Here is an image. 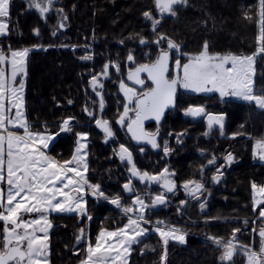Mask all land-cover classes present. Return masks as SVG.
Wrapping results in <instances>:
<instances>
[{
  "label": "snow or ice",
  "instance_id": "6c2138e0",
  "mask_svg": "<svg viewBox=\"0 0 264 264\" xmlns=\"http://www.w3.org/2000/svg\"><path fill=\"white\" fill-rule=\"evenodd\" d=\"M184 0H155V7L161 14L167 13L175 16V6L181 5ZM53 0H46L45 3L39 0H30V7L38 9L41 15L49 12ZM10 0H0V35L9 30ZM146 19L151 21L153 31L156 30L160 20L152 18L149 12H145ZM66 19V18H65ZM259 23L260 34L258 36V47L255 53L247 56L209 54L207 43L198 54L190 55L188 62L181 64L179 58L175 60L176 75L169 79V51L161 50L156 60L151 64H141L134 71H129L128 79L134 80L136 84L143 85L140 73L146 72L154 87L139 94L135 89L128 87L122 81L120 89L129 102H133L134 108L129 104L124 105L123 114L120 115L119 123L126 126L131 139L137 143L146 142L152 148H158L157 133H149L144 130L143 122L153 118L157 122L163 117L165 110L174 107L177 88H184L196 93L218 92L221 98L233 97L249 104H253L259 110L264 111V94H256L252 83V71L255 60L258 56L264 55V0H259ZM60 27H64L61 23ZM38 34V32H37ZM161 36L157 43L163 41ZM141 43H145L141 39ZM168 49H179V45L168 40ZM29 49L10 50L8 53L0 49V185L6 184V192L0 187V222L3 223L0 232V264H46L47 249V227L50 224L47 214L86 211L84 195L90 190L93 196L104 197L99 184H90L87 180V151L86 133H77L78 147L71 160L57 161L54 157L46 154L43 149L48 148V141L52 137L43 132H33L25 117L24 108V81L17 82L18 75L25 72V60ZM83 59H91L85 56ZM134 57L129 54L128 60ZM10 67V72L8 68ZM108 65H105L103 75H107ZM93 91L97 90L99 79L96 75L90 81ZM102 87V86H101ZM97 95L100 93L97 91ZM71 103V101H69ZM104 102L101 97L100 108L103 110ZM134 112L135 118L129 116ZM184 114L193 118L206 116L208 128L219 126L223 131V114L214 115L206 113L202 106H189ZM92 116V112H88ZM71 117L63 120L61 131L71 132ZM96 124L102 129L106 141L114 138V132L109 121L97 119ZM20 128L23 134H17L12 128ZM141 151L143 149L141 148ZM165 155L169 149L165 142ZM121 161L130 165L131 177L141 183H157L164 191L154 196L150 203L136 194L132 181L123 185L125 192L135 194L132 207H122L119 197L113 198L111 203L122 207L127 216V223L115 230L101 229L96 236L95 244L89 243L86 248V257L80 264H125V253L131 246L140 241L148 233V229L142 225L148 223L146 210L166 204L167 193H172L175 184L170 177L168 169H163L158 175H150L147 172L141 173L133 161L131 150L124 144L119 145L118 153ZM254 156L264 161V140H258L254 146ZM231 163L232 156L226 158ZM215 164V157L208 161ZM219 171V170H218ZM213 181L218 182L219 175L213 176ZM185 191L193 198H199L204 191L203 183L199 181H186L183 185ZM254 193L257 186L253 184ZM258 191L264 194V187ZM107 199V197H104ZM254 199V210L256 205L264 201ZM184 203L183 201L181 202ZM205 207L201 204V209ZM26 214H36L33 219H25ZM259 217L264 218V207L259 211ZM157 222L155 229L163 239L165 245L169 239L184 242V235L181 230L170 227L167 230ZM247 223V221H245ZM240 229L233 230L231 240L224 242L220 238L209 237L218 247L224 249L221 260L225 264H231L237 253L246 257V264H264V228L259 230L260 248L259 251L246 245L236 243V233ZM43 233V235H40ZM83 235L77 236L79 242Z\"/></svg>",
  "mask_w": 264,
  "mask_h": 264
},
{
  "label": "flooded vegetation",
  "instance_id": "af4514ba",
  "mask_svg": "<svg viewBox=\"0 0 264 264\" xmlns=\"http://www.w3.org/2000/svg\"><path fill=\"white\" fill-rule=\"evenodd\" d=\"M15 2L19 14L24 9V13L35 14L42 22L34 30L39 29L41 34L48 31L51 35L50 41L52 43L59 42L61 45L65 44V38L75 25L72 15L80 12L79 4L69 5L70 0H53L51 10L47 12L45 19H42L38 9L30 7V0H15ZM15 2L12 0L11 5ZM39 2L45 3L46 0H39ZM134 3L133 1L131 6L123 7V11L125 10L124 12L128 16L134 12L139 13L141 14L140 20H142L141 16L145 12H149L152 16L161 15L155 7V0H149V2L144 0L142 6L140 5V10L134 7ZM186 3L187 1L184 0L181 5ZM181 5L174 7L176 13ZM123 19L124 17L119 18V24L117 25H115L116 19H112L114 22H110L106 29L110 30L112 27L117 26L124 28ZM61 20L68 24V28L64 32L55 35V30L60 26ZM146 23L149 24L150 22L147 20ZM160 23L157 25L156 30H160ZM16 27L17 25L13 28L16 29ZM95 28L97 29V26H93V29ZM97 44L98 41L94 42V45ZM166 47L164 45L162 49H168ZM161 50H159V53ZM127 52L130 53V50L127 49ZM159 53L154 58H147L139 64L153 63ZM173 53L169 79L177 73L173 68ZM96 54V57L93 54L86 55L91 57L88 62L92 61L89 70L90 81L93 75H96L99 79L97 90L93 91L91 84L90 89L97 97L99 105L101 97L104 102L103 110L99 109L101 116L98 119L109 121L115 135L114 138L108 141L105 138L100 141L104 134L102 129L97 124V128L89 129L92 146L90 145L87 152L89 154L88 158L91 160L88 163L86 176L90 184L100 185L101 191L107 199L93 196L90 190H86L84 195L86 211L84 214L79 212H50L47 214L50 227L46 226V264H53L54 257L62 260L64 264H80L86 257L88 244H95L96 236L101 229L111 231L123 227L127 223V216L122 211V207H132V201L135 199V194L125 192L123 189V185L128 183L129 180L132 181L136 194H139L145 200V203H150L154 196L164 191L160 184L141 183L131 177L130 165L126 161H121L117 154L120 144H124L131 150L136 168L141 173L147 172L150 175H158L163 169L167 168L169 173L174 174L170 179L173 180L176 187L172 193H167L166 204L147 209L146 220L149 222L143 224L148 229L147 235L143 238L152 233H157L159 237V233L155 231L157 222H163L159 226L165 230L173 226L180 229V234L185 237L183 243L172 239H169L167 245L161 242L159 245L161 264H169L173 258L176 264H182L184 260H187V255L190 258L186 264H225L221 260L224 249L218 247L209 237L220 238L227 242L232 239L234 229L241 230L236 233V243L259 251V230L264 228V218L259 217L261 205H256L254 210L252 184L245 185L243 181L239 180L235 182L233 178V175L238 172L237 167L244 163V150L247 149L248 142H250L247 140L248 135L242 131L243 121H240L241 117L239 118V114L234 110L236 106L229 104L228 99H220L213 92L201 94L178 87L175 105L166 111L163 119L157 122L155 119L149 118L143 122L146 132H158L157 143L159 147L152 148L150 144L143 141L137 143L131 139L126 126L117 123L120 115L123 114L126 103L129 104L130 108L135 107V98H133V102H129L120 90L117 97L113 98L112 93L116 94L115 89L112 87V93H109L110 86L108 87V85L109 83L112 84L114 77L117 75L119 79L128 83L139 94L154 87V85L146 76H143L145 83L143 88L133 86L128 82L129 71L139 65L133 66V62L128 60L129 54L126 53V56L122 57L123 60L120 64L114 58L116 62L113 65H110L107 56ZM101 64L103 65V71L99 72L98 67H101ZM105 65L109 66L106 76L103 75ZM97 91L100 95H97ZM79 101H82L81 104L78 103L82 107L85 104V99ZM189 106H202L206 113L214 115L223 114V131L221 132L218 125L209 129L206 116L202 115L196 118L186 116L184 112ZM129 116L134 119V112H130ZM234 116L237 118L235 121H237L238 130L229 133L230 123ZM91 118L84 110L79 113L81 126L90 125ZM73 120L77 121V118L73 117ZM76 123L74 122V124ZM253 123V131L249 135L255 134L256 127L259 125L258 117H255V114L253 115ZM165 142H167L169 149L168 155H165L163 151ZM100 145L105 147L102 152L95 149L96 146L99 147ZM141 148L143 151H141ZM57 153L63 156L64 161H66L71 160L76 151L67 150L58 151ZM49 154L55 158L53 153ZM98 154H104L103 164H100ZM229 154L233 158L231 163H228L225 159ZM213 157H215V164L210 165L208 161ZM216 175L220 176L218 182H214L212 179ZM189 180L203 183L204 191L199 198H193L185 191L183 185ZM6 188L7 185L4 184L5 192ZM117 197L121 200L122 207H117L111 203V200ZM201 204L205 205L203 209H201ZM35 216L36 214H26L24 218L33 219ZM118 223H120L119 226ZM2 228L3 223L0 222V232H2ZM82 229V238L77 242L76 238L81 235ZM40 235H43V233ZM59 242L61 243L59 244L61 245L60 249L57 248L58 245L56 246ZM231 264H246V257L242 253H237Z\"/></svg>",
  "mask_w": 264,
  "mask_h": 264
},
{
  "label": "trees",
  "instance_id": "16d2710c",
  "mask_svg": "<svg viewBox=\"0 0 264 264\" xmlns=\"http://www.w3.org/2000/svg\"><path fill=\"white\" fill-rule=\"evenodd\" d=\"M133 1L135 2L134 7L138 10L144 0H70L69 5L79 4L80 12L72 15L75 25L65 38L64 46L62 47L61 44L58 46V42L52 43L50 41L51 35L47 31L42 34V37L47 41L44 44L49 45V49L36 50L29 55L26 78L27 120L33 132H43L53 136L57 134L59 138L54 146L59 151L70 149L67 148V144L70 143L68 140L72 137V134L69 135V133L59 135L63 120L69 117L78 118L80 110L77 101L87 98L91 93L89 70L92 62H88V59H83V57L92 54L90 45H94L95 40L93 42L91 37L93 30L96 29H93V26H97V29L102 31V24L105 23L104 27L110 24L109 20L114 19L110 6L114 3V9L116 7L118 9L116 15L121 13L115 18V25L119 24L118 20L123 15L124 28L117 26L112 27V29L131 34V37L127 39L132 41L134 33L143 31L140 25L141 14L134 12L128 16L124 12L125 10L123 11V7L131 6ZM147 1L149 2V0ZM186 1V4L179 6L175 16H168L161 20L160 29H164L165 32L175 36L187 52L201 51L205 43H207L208 51L211 53L234 54L254 51V19L258 15L259 0ZM96 8L98 13L95 14ZM17 10V6L11 9L12 14L10 12L11 17L8 21L10 26V39L8 41L11 45L8 47L13 48H20L22 45L28 46L29 43H33L35 40L31 33L35 27L42 23L35 14L24 13V9L19 14ZM13 25H17L16 29L13 28ZM12 33L15 35L14 38ZM22 41L27 43L23 44ZM143 46L144 44L141 47ZM84 51L85 54H83ZM99 52L109 58V54H105L103 51ZM96 53L98 52L96 51ZM151 57L154 58V55L145 54L140 59L143 61ZM115 59L118 64L122 63V56H116ZM256 69L258 71L256 78L257 94H264V90L262 92L260 89L261 85H264V55L257 57ZM109 86V93H112L110 83ZM233 105L236 106L235 110L239 114L238 117H241L240 121H243V133L249 135L253 131L252 118L254 114L260 116V118L258 117L259 125L256 127L257 133H259L258 130L264 131V111L246 102L233 103ZM236 119L234 116L230 123L229 133L238 130ZM17 131V133L23 134L22 129ZM74 140L72 145H74ZM95 149L102 152L105 147L100 145L99 147L96 146ZM49 152L54 151L51 149ZM244 152V163L237 167L238 172L233 175L234 181H243L245 185H253L254 183L260 186L264 185V167L260 165L259 170L248 157L247 152L249 151L244 150ZM98 157L100 164H103L104 154H98ZM119 225L120 223H118ZM157 240L158 235L152 233L142 245L133 248L134 253L130 256L129 264H161L159 246H156ZM59 244L61 243L56 244L58 249L61 248ZM189 258L190 256L187 255V260H184L182 264L188 263ZM53 264H64V262L54 257ZM169 264H176L174 258Z\"/></svg>",
  "mask_w": 264,
  "mask_h": 264
},
{
  "label": "rangeland",
  "instance_id": "374dc122",
  "mask_svg": "<svg viewBox=\"0 0 264 264\" xmlns=\"http://www.w3.org/2000/svg\"><path fill=\"white\" fill-rule=\"evenodd\" d=\"M11 2H12V0H10L9 12H11V9L12 8H16V2H15V0H14L15 3L13 5H11ZM110 7H111V9H110L111 12L113 13V17L112 18H116L118 15L121 14V13H118V15H116V12H118V9H117V7L114 9V3H112ZM94 13L95 14L98 13L97 8L95 9ZM11 14H12V12H11ZM141 17H142V20L140 21V25L142 26L141 29H143V31H140L139 33H134V35H132V41H128L129 37H131V34H129V33H123V31H121V30H114V29L109 30V29H106V27H104V25L101 23L103 30L102 31H99L98 29H95L92 32L91 40L93 42H94V40H95V42H96V40L98 41V44L97 45H90V51L92 52L93 56H95V57L97 56L96 51L100 55H102V54L99 51H103L105 54H109L108 55L109 56L108 61L110 62V65H113L116 62L115 59H114L116 56H119L120 55L122 57H125L126 56V53H127V54H131L134 57V59L132 60V62H133V66H135L136 64H139V63H141V62L144 61V60L141 61L140 57L141 56H145V54L150 55V56L151 55H154V57H155L159 53V50H161L164 47V45L167 46V42L170 39V40H172L173 42H175L176 44L179 45V49L176 50L173 53V55H174V58H173V60H174L173 68H175V60L177 58L180 59L181 64H184V63H187L188 62V57L190 55H195V54H198L200 52V51H196V52H193V53L192 52L191 53L187 52L184 49L182 43H180L175 36H173L171 33L165 32L164 29H160V30L153 31L152 25L146 23V21L148 19L145 20V16L144 15L141 16ZM120 18L122 19L123 18V15L120 16ZM157 18H158V15L156 16V19ZM101 21H102V17H101ZM109 21L110 22H114L111 19ZM148 21L151 22L150 20H148ZM254 24H255V30H254V35H255L254 47H255V49H254V51H252L251 53H234V54H230V53L229 54H227V53L226 54H219V53H211L210 51H208L209 54H212V55L219 54V55H222V56L223 55H237V56L252 55L253 53L256 52L257 47H258V42L257 41H258V36L260 34L259 10H258V15L254 19ZM14 33L16 35V32H14ZM31 34H32V37L34 38V40L36 41L35 42V41L32 40L33 43H35V44L29 43L30 45H28V46L22 45L18 49L17 48H11L9 50H7L5 47L8 46V39H10V32L7 31L5 34L0 35V38L3 37L0 40V49H2L4 52L8 53L10 50H23L25 48H27V49L30 50L29 53H28V56L26 57V60H25V72H24V74L18 75V77H17V82H19V80L23 79L24 85H25L24 86V101H23L24 102V108H23V111H24V114H25L26 119H27V115H26V78H27V62H28V59H29V55H31L32 52L33 51H36V50H47V49H49V45L44 44L47 41H45L44 37H42V34L39 31H38V34H37L38 35L37 38H35L36 36L34 37L33 32ZM12 35H13V33H12ZM15 35H13V38H14ZM161 36L165 37V39L163 41H161L160 43H157V41L160 39ZM101 39H103V40H101ZM141 39H143L145 41V43H141ZM30 40H31V38H30ZM15 42L17 43V40ZM26 43L27 42H25V41L23 42V44H26ZM128 43H131L130 46H128L129 45ZM18 44H21V43L18 42ZM140 44H142V45L145 44V45L143 47H141L142 45H140ZM57 45L58 46H61L59 42H58ZM63 46L64 45H62V47ZM127 49H129L131 51V53L127 52ZM83 54H85V51L83 52ZM256 61H257V58L255 60L254 66H253L252 83H253L254 91L257 94L258 92H257V88H256V78L258 76V71L256 69ZM8 70L10 72V67L8 68ZM98 70H99V72L103 71V66L98 67ZM175 70H176V68H175ZM176 72H177V70H176ZM118 77L119 76L117 75V76L114 77V79L112 78L113 81H112V84L111 85L115 89L114 91L116 92V94L114 92L112 93V97L113 98L114 97H117L119 90L121 91V93H123V91L120 89V83L122 82V80L119 79ZM89 82H90V79H89ZM124 83H125V85H127L128 87L131 88V86L128 83H126V82H124ZM260 89L263 92L264 85H261V88ZM206 93H209V92H206ZM213 93H216L220 99H228L229 104H233V103L239 104L241 102H244L242 100H239V99L233 98V97L221 98L218 92H213ZM201 94H204V93H201ZM84 102H85V104L82 105V107L79 106L80 112L82 113L83 110L86 113L92 112L94 116L93 115L90 116V117H92L91 120H90V125L84 126V127H81L80 126L82 123H81V120L79 119V117L77 118V121H74V122H77L76 124H74V122L72 120V122H71L72 131L69 132V135L72 134V137H70V139L68 140V142H72L75 139L74 140L75 143H74L73 146L71 145L70 146V149H68V150H74V151H76L77 147L79 146L78 143H77V140H78V137L76 135L77 133H86L87 134L86 140L82 141V143H85L86 144V151L87 152L90 149V145L92 146V144H91V138L92 137H91L90 132H88V131H90L91 128H93V127H96L97 128V126H96V120L101 116V114L99 113L100 105H99V102L97 101V97L94 96V93L93 92L89 93V95L87 96V98H85V101ZM77 103L81 104L82 101H77ZM232 109H234V108H232ZM255 117H259L260 118L259 114L256 115ZM252 121H253V118H252ZM13 129H20V128H18V127L17 128H12L11 130H13ZM258 132L259 133H257V131H256L255 134L248 135L247 140L250 141V142H248V145L249 146L246 147L247 148L246 150L249 151L247 153H248V157H250V159H251V162L257 168H259V170H260V167L261 166L264 167V161H261L257 157L254 156V146H255L256 141H258V140H264V131H261L260 132L258 130ZM18 134H20V133H18ZM48 135H50V134H48ZM50 136L52 137V139L50 141H48V145L49 146H48L47 149H43V150L48 155H50L49 153H53V155L55 156V159L57 158L58 161L63 162L64 161L63 156H60V154L57 153L59 151V149L58 148H55V146H54V144H57L56 142L58 141L59 136L57 134H55L54 136L53 135H50ZM104 138H105V135L103 134L102 137H101V139H100V141H102ZM94 139H96V138H94ZM94 143H95V141H94ZM93 148H94V144H93ZM51 149H53V151L55 153L54 152H49V150L51 151ZM88 157H89V154L87 153V159H88L87 160V164L91 160ZM255 185L257 186V191L254 193L253 187H252V198L255 196L256 200L264 201V194H261L258 191V189L260 187H264V185H261L260 186L257 183H255ZM260 205H261V208L264 207V203H261ZM142 226L145 227L144 225H142ZM150 236H151V234L149 236L145 237V238L141 237L140 238V241L138 243H135V244H133L131 246V248L129 249V251L127 253H125V256H126L125 264H129V262H130V256H132L133 253H134V249L133 248L142 245L143 242H145L148 239V237H150ZM161 242H162V244L164 243L163 242V239L161 238V236L159 234V237H158L156 246H159L161 244ZM159 248H160V246H159Z\"/></svg>",
  "mask_w": 264,
  "mask_h": 264
},
{
  "label": "water",
  "instance_id": "95a60500",
  "mask_svg": "<svg viewBox=\"0 0 264 264\" xmlns=\"http://www.w3.org/2000/svg\"><path fill=\"white\" fill-rule=\"evenodd\" d=\"M46 14L47 13H45L44 15H42V19H45V17H46ZM162 16H168L169 14H167V13H164V14H161ZM61 23H63V25H64V27H58L56 30H55V35L57 34V33H59V32H64L67 28H68V24L67 23H65L64 21H60V23H59V25H61ZM37 32H38V29H36L35 31H34V35L37 37L38 35H37ZM175 49H166V51H169V54H170V59H169V72H170V70H171V63H172V56H171V54H172V52L174 51ZM145 64H151V63H145ZM139 66V65H138ZM137 67V66H136ZM135 67V68H136ZM135 68L132 70V71H134L135 70ZM143 76H146L147 78H148V74L146 73V72H142V73H140V78L143 80ZM149 79V78H148ZM127 80H128V82L130 83V84H132L133 86H136V87H139V88H143L144 86H145V83L143 84V85H140V84H136L135 83V81L134 80H129L128 79V76H127ZM150 80V79H149ZM151 81V80H150ZM152 82V81H151ZM171 108H173V107H170V108H168V109H166L165 110V113H166V111L167 110H169V109H171ZM165 113H164V115H165ZM164 115H163V117H164ZM163 117L161 118V120L163 119ZM65 132V131H64ZM108 140H110V139H108ZM107 140V141H108Z\"/></svg>",
  "mask_w": 264,
  "mask_h": 264
},
{
  "label": "crops",
  "instance_id": "0c3cea01",
  "mask_svg": "<svg viewBox=\"0 0 264 264\" xmlns=\"http://www.w3.org/2000/svg\"><path fill=\"white\" fill-rule=\"evenodd\" d=\"M13 131H15L16 133L18 132L17 129H13ZM0 187H3L4 188V184L3 185H0Z\"/></svg>",
  "mask_w": 264,
  "mask_h": 264
}]
</instances>
